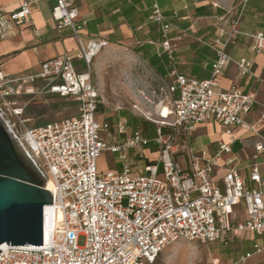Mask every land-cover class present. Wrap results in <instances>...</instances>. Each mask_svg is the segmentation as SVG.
Listing matches in <instances>:
<instances>
[{
	"label": "built area",
	"instance_id": "built-area-1",
	"mask_svg": "<svg viewBox=\"0 0 264 264\" xmlns=\"http://www.w3.org/2000/svg\"><path fill=\"white\" fill-rule=\"evenodd\" d=\"M37 1L25 0L11 13L12 21L31 24L30 6ZM52 18L59 29H72L79 45L78 56L64 54L46 60L38 73L13 79L4 76L0 61V96L3 106L9 105L7 99L11 97L40 93L77 104L75 118L39 126H27L22 119L18 128L4 118L40 170L52 180L54 210L62 212L63 219L43 247L1 246L0 264H158L164 250L183 240L228 246L240 233L250 232L264 242V179L259 167L253 166L250 179L255 187L247 188L232 149L234 143L242 141L233 132L239 128L255 137L254 160L264 157L260 126L264 111L260 123L251 124L246 117L258 104L255 94L240 87L216 90L218 79L231 62L227 48L235 44L240 32L220 27L210 79L200 81L173 72L175 80L169 92L177 96L171 101L169 117L164 118L171 121L161 124L189 138L200 125L216 122L231 143L221 142L216 152L209 154L190 147L189 140L183 146L174 142L172 134H164L160 127L153 139L158 146L157 161L149 162L143 173L135 175L136 163L145 160V149H140L151 140L142 129L132 130L127 119L115 123L98 120L104 103L93 80V62L109 42L83 36L88 22L79 19L74 0H56ZM148 20L158 29L162 52L173 62L172 25L160 0H152ZM252 39L253 50L264 53V33L254 34ZM236 64L242 76L253 74V61L242 59ZM13 112L20 116L23 109ZM105 152L118 154L120 170H99L98 160ZM221 162L224 175L215 180ZM242 202L247 218L234 227L231 216ZM80 236L86 237L83 247ZM263 249L254 245L253 252L242 260ZM213 264H220V259H214Z\"/></svg>",
	"mask_w": 264,
	"mask_h": 264
},
{
	"label": "crops",
	"instance_id": "crops-1",
	"mask_svg": "<svg viewBox=\"0 0 264 264\" xmlns=\"http://www.w3.org/2000/svg\"><path fill=\"white\" fill-rule=\"evenodd\" d=\"M24 2L25 0H0V61L3 63L2 72L8 79L38 73L42 62L46 60L64 54L73 57L79 54V45L72 29H59L52 18L56 0L33 3L30 6L31 24L17 25L12 21L11 13ZM74 3L79 10V19L88 22L83 36L108 41L109 45L128 48L138 55L152 67L156 77L163 81L165 87L161 90L169 103L177 96L169 92L175 80L173 72L200 81L210 79L212 66L217 58L220 27H225L228 32L234 29L240 32L235 44L228 46L229 53L239 61H253V74L242 76L236 64L239 61L230 62L218 79L216 90L240 87L255 94L258 104L246 120L251 124L260 123L264 111V53L259 54L253 50L252 35L264 33V0H160L161 9L172 25L170 38L175 44L173 62L162 52V39L158 29L148 20L152 0H74ZM237 20L238 24L235 25ZM260 126L264 131V122ZM209 132L213 134L209 146H189L214 154L219 143H231L230 137L224 134L223 127L216 122L200 125L192 136L202 137ZM233 132L238 139H242L232 145L233 152L238 157L237 168L245 186L253 188L255 184L250 179L251 169L257 165L264 179V157L257 161L253 158V133L239 128H235ZM132 154L134 155L133 151ZM116 165L113 170H120L119 158ZM146 165L140 173L144 172ZM222 165L221 162L215 180L223 178ZM246 218V206L242 202L234 208L231 223L236 227ZM246 235L249 240L254 241L253 247L261 245L256 241L263 240L250 232L240 233L233 242ZM212 244H218L216 247L225 246L221 242ZM250 252L253 249L247 253Z\"/></svg>",
	"mask_w": 264,
	"mask_h": 264
},
{
	"label": "rangeland",
	"instance_id": "rangeland-1",
	"mask_svg": "<svg viewBox=\"0 0 264 264\" xmlns=\"http://www.w3.org/2000/svg\"><path fill=\"white\" fill-rule=\"evenodd\" d=\"M233 45L230 44L229 47ZM231 62L239 61L229 53ZM93 80L102 96L103 106L98 113V120H105L115 123L125 117H118L122 111L131 113L136 117L137 122L131 129H142L144 135L151 140L146 149L143 162L135 166V175H139L147 162L155 163L159 153H155L158 146L153 139L157 136L158 129L166 127L167 134H172L174 142L182 146L188 140L190 144L207 147L213 138L209 132L202 137L188 138V135L176 132L169 126H162L171 119H164L160 116L159 110L171 109V103L166 100L161 88L165 87L163 81L158 79L152 67L144 62L138 55L128 48L116 45H109L102 49L93 62ZM8 106H3L0 96V112L6 120L16 124L20 128L21 120L27 121V126H39L52 121H59L67 118H75L78 115L77 104L72 100H66L50 94L40 93L35 95H20L7 99ZM13 109H23L20 116H16ZM130 129V130H131ZM127 136L122 138L125 142ZM118 154L105 152L98 160L100 171H109L117 167ZM264 246L263 241L258 239ZM86 237L80 236L79 245L85 246ZM254 241L248 236L236 239L229 246L216 247V244H201L190 241H179L164 250L158 259V264H213L215 258H220V264H264V249L246 261L241 260L249 250L253 249ZM212 245V246H211ZM216 247V248H214Z\"/></svg>",
	"mask_w": 264,
	"mask_h": 264
},
{
	"label": "water",
	"instance_id": "water-1",
	"mask_svg": "<svg viewBox=\"0 0 264 264\" xmlns=\"http://www.w3.org/2000/svg\"><path fill=\"white\" fill-rule=\"evenodd\" d=\"M47 180L0 113V253L3 244L43 247Z\"/></svg>",
	"mask_w": 264,
	"mask_h": 264
},
{
	"label": "bare ground",
	"instance_id": "bare-ground-1",
	"mask_svg": "<svg viewBox=\"0 0 264 264\" xmlns=\"http://www.w3.org/2000/svg\"><path fill=\"white\" fill-rule=\"evenodd\" d=\"M160 116L163 118L169 117L171 111L170 109H163L159 110ZM27 122V121H26ZM162 124V123H161ZM46 188L53 193L54 191V185L51 179H49L46 183ZM44 242L45 244H48L52 235V232L55 228L60 226V222L63 219V213L57 212L54 210V206H46L44 210ZM6 247V244L2 245V248Z\"/></svg>",
	"mask_w": 264,
	"mask_h": 264
},
{
	"label": "trees",
	"instance_id": "trees-1",
	"mask_svg": "<svg viewBox=\"0 0 264 264\" xmlns=\"http://www.w3.org/2000/svg\"><path fill=\"white\" fill-rule=\"evenodd\" d=\"M118 117H125L128 120V124L133 127L135 125V123L137 122L136 117H134L131 113H128L126 111H122L117 117H115L113 120H117ZM137 129V128H134ZM164 134H167L169 131L167 128H163L162 129Z\"/></svg>",
	"mask_w": 264,
	"mask_h": 264
}]
</instances>
